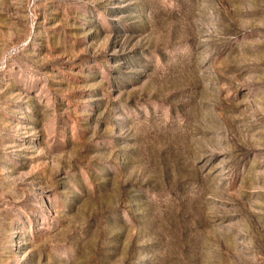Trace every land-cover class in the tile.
<instances>
[{"label":"rangeland","instance_id":"374dc122","mask_svg":"<svg viewBox=\"0 0 264 264\" xmlns=\"http://www.w3.org/2000/svg\"><path fill=\"white\" fill-rule=\"evenodd\" d=\"M0 264H264V0H0Z\"/></svg>","mask_w":264,"mask_h":264}]
</instances>
